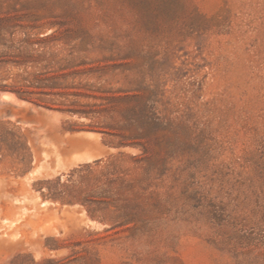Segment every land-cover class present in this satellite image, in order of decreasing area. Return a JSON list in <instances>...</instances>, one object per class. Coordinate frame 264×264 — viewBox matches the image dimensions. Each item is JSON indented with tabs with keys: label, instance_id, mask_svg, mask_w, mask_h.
I'll list each match as a JSON object with an SVG mask.
<instances>
[{
	"label": "rangeland",
	"instance_id": "1",
	"mask_svg": "<svg viewBox=\"0 0 264 264\" xmlns=\"http://www.w3.org/2000/svg\"><path fill=\"white\" fill-rule=\"evenodd\" d=\"M3 91L0 264H264V0H0Z\"/></svg>",
	"mask_w": 264,
	"mask_h": 264
},
{
	"label": "bare ground",
	"instance_id": "2",
	"mask_svg": "<svg viewBox=\"0 0 264 264\" xmlns=\"http://www.w3.org/2000/svg\"><path fill=\"white\" fill-rule=\"evenodd\" d=\"M1 95H2V97H0V100L1 99H3L4 101H7L8 102V100L11 98V100H9L10 102H12V97L14 98V94H12V93H9V92H6V91H3V93H0ZM11 94V95H10ZM16 97V96H15ZM17 98V97H16ZM15 98V99H16ZM6 99H8V100H6ZM17 100V99H16ZM14 102H15V100H13ZM20 99H19V101L17 102H15L16 104L17 103H20ZM22 102V101H21ZM16 115H14V117H15Z\"/></svg>",
	"mask_w": 264,
	"mask_h": 264
},
{
	"label": "trees",
	"instance_id": "3",
	"mask_svg": "<svg viewBox=\"0 0 264 264\" xmlns=\"http://www.w3.org/2000/svg\"><path fill=\"white\" fill-rule=\"evenodd\" d=\"M18 97H19V98H22V99H27L26 97H24V96H22V95H20V94H18ZM99 161H100V159L95 160L96 163H98Z\"/></svg>",
	"mask_w": 264,
	"mask_h": 264
}]
</instances>
